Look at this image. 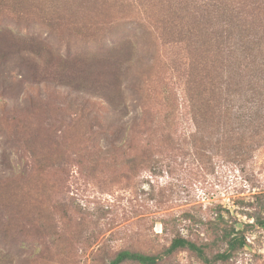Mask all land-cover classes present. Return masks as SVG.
<instances>
[{
	"label": "rangeland",
	"instance_id": "1",
	"mask_svg": "<svg viewBox=\"0 0 264 264\" xmlns=\"http://www.w3.org/2000/svg\"><path fill=\"white\" fill-rule=\"evenodd\" d=\"M54 4L0 0V264H110L124 249L162 255L158 264H206L189 250L164 252L180 234L208 243L210 255L224 250L190 222L219 212L226 224H248V244L213 264H264V225L254 217H264V141L241 150L206 146L188 114L159 138L131 133L128 147L109 151L99 126L112 117L92 74L86 70L72 94L59 74L72 65L59 57H66L68 42L87 49L93 16L52 30L46 22ZM116 8L105 10L112 23L127 13ZM28 31L49 34L63 54L44 52L34 57L38 64L28 63L22 57L29 54ZM158 49L170 67L172 59L174 67L184 62L181 48L160 42ZM173 72L159 66L153 72L149 106L158 115L163 86H181Z\"/></svg>",
	"mask_w": 264,
	"mask_h": 264
},
{
	"label": "trees",
	"instance_id": "2",
	"mask_svg": "<svg viewBox=\"0 0 264 264\" xmlns=\"http://www.w3.org/2000/svg\"><path fill=\"white\" fill-rule=\"evenodd\" d=\"M55 2L58 4H54L55 9L50 12L53 15H48L45 21L52 30L66 23H76L82 15L93 16L84 34L87 49L75 50L71 41L68 42L66 57L58 56L72 65L64 67L59 74L64 81L61 87L69 89L70 94L80 90V85L85 83L81 77L85 76L86 70L92 74V85L96 92H103L112 117L99 126L109 151L128 147L133 138L131 133L142 134L145 140L159 138L188 114L191 122L198 126L194 136H198L206 146L230 144L241 150L262 144L264 0ZM114 6L127 12L124 20L110 22L105 10ZM126 15H131V18ZM94 16L105 18L96 20ZM48 36L28 31L29 47L25 49L30 55L24 54V60L38 64L34 57L42 59L44 52L48 55H57L55 52L63 54L61 47L54 45ZM15 37L18 38L17 34ZM160 42L183 50L184 62L181 61L180 67H174L176 60L172 59L171 68L164 60L165 55L162 58L158 49ZM50 58L53 59L52 56ZM157 66L165 71L174 70L173 73L181 80V86H163V111L160 115L149 106V84ZM160 120L164 123L158 127ZM170 137V133L162 136L167 140ZM260 211H264V201L260 203ZM254 217L258 224L264 225V217L260 213ZM190 222L191 228L199 233L202 230L206 235H213L215 245L222 242L227 247L210 255L206 250L208 243H198L180 234L172 239L164 254L189 250L203 263L213 264L231 259L236 250L248 244V224H243V227L235 225L239 222L229 224L227 221L226 224L220 212L213 219L190 218ZM161 259L162 255L124 249L110 264L128 261L158 264Z\"/></svg>",
	"mask_w": 264,
	"mask_h": 264
}]
</instances>
